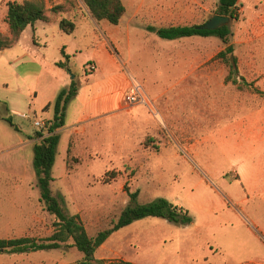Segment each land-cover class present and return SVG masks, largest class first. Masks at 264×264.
Segmentation results:
<instances>
[{
	"label": "rangeland",
	"instance_id": "rangeland-1",
	"mask_svg": "<svg viewBox=\"0 0 264 264\" xmlns=\"http://www.w3.org/2000/svg\"><path fill=\"white\" fill-rule=\"evenodd\" d=\"M9 1L24 0H0V32L3 34L7 33L4 18ZM45 1L48 9L62 5V16L75 19L74 33L63 37L76 52L73 63L85 84L93 77V73L86 71L93 50L87 46V29L91 31L92 27L90 22L81 19L88 14L87 9L80 0ZM121 1L125 14L120 29L129 27L133 31L130 37L133 61H137L139 68H148L136 74L144 75L150 86L155 98L149 99L154 109L140 107L141 128L132 136L131 106H127L121 110L117 121L120 124L119 130L116 129L119 151L72 154L80 161L70 160L67 166L70 125L80 112V100L74 98L65 112L66 128L59 134L51 171L52 194L61 196L69 216H80L90 237L109 228L130 204L124 187H128L130 193L138 192L132 206L147 205L163 198L180 205L192 217V223L179 234L178 230L160 233L150 229L148 225L157 223V218L135 221L133 226L112 234L96 251L97 259L124 258L135 264H202L203 260L195 257L203 254L200 247L205 246L216 253L208 257L206 264H259L264 260V0H240L238 20L228 24L231 35L227 44L217 37L160 42L147 30L149 27L204 25L217 15L218 0ZM178 1L184 9L183 16L175 18L168 14L165 23L154 21L151 12L169 9ZM48 15L58 19L61 14ZM128 22L131 23L128 25ZM37 27L40 36H34L28 26L17 45L0 53V102L5 97L16 96L9 93L3 82L14 85L13 79L18 77L11 76L14 69L9 64L18 66L16 59L23 52L36 55L46 76L54 69L52 60L57 56L55 47L60 44L59 38L42 36L41 29H48L47 25L39 23ZM138 42L139 48L136 47ZM228 46L234 50L237 74L225 83L230 70L215 56ZM108 50L116 57L120 73L128 80V87L121 95L124 102L125 97L135 91L136 81L143 86L144 82L122 66L127 50L119 48L116 52L111 47ZM100 66L96 73L102 76L104 65ZM234 79L236 85L232 84ZM36 89L37 98L31 92V98H20L22 104H31L37 119H50L53 111L41 109L49 95L43 85ZM90 89L87 86L84 97ZM0 112H4L1 103ZM19 119L15 118L17 124L21 122L23 133L20 135L27 138L36 128ZM1 126L13 137L9 139L0 129V239L45 240L53 232L54 217L39 201L32 147L7 151L9 144H17L16 134L4 123ZM111 171L116 172L117 177L108 185L102 184L104 174ZM70 244L69 241L66 245ZM81 259L82 254L75 248L62 246L51 251L2 254L0 264H75Z\"/></svg>",
	"mask_w": 264,
	"mask_h": 264
},
{
	"label": "trees",
	"instance_id": "trees-1",
	"mask_svg": "<svg viewBox=\"0 0 264 264\" xmlns=\"http://www.w3.org/2000/svg\"><path fill=\"white\" fill-rule=\"evenodd\" d=\"M87 9L88 15L95 21H105L112 26L119 24L125 14V7L121 0H80ZM240 0H218L217 15L229 17L231 20H238ZM60 15L58 18L59 29L67 35H71L75 30V23L62 16L64 7L56 5L50 9L45 0H24L22 2L9 1L6 3V14L4 23L7 26V33L0 32V52L15 46L28 26L34 27L38 22L49 23L51 19L48 14ZM202 25L192 26H170L167 28L149 27L150 32L162 40H177L190 37H217L224 44H227L231 31L228 26L220 27L214 31L202 30ZM232 46L216 55L230 70L226 82H230L233 75L237 74V61L233 55ZM64 62H57L56 66L70 72V57L66 56L61 50ZM72 73V72H71ZM73 74V73H72ZM237 81H232L236 85ZM80 84L73 79L67 88L59 91L55 100L47 105L44 110L49 108L53 111L52 119L47 121L45 132H35L32 166L36 178V186L39 189V201L43 204L46 212L54 217L53 232L45 240H36L28 237L14 239H0V255L2 254H25L40 251L58 250L65 247L75 248L82 254V259L75 264H131L123 260L105 261L95 257L96 251L107 241L115 232L131 225L133 222L146 218H157L168 221L176 225L187 226L192 223V217L188 211L182 207L173 205L166 199L156 201L142 206H132L138 196V192L130 193L128 187L124 190L130 198V204L126 206L115 222L110 227L98 232L94 237H90L80 219L79 215L69 216L61 196H54L50 189L53 181L51 171L55 162L57 147L59 143L58 130L65 125V112L68 104L76 97ZM15 131L18 128L13 124L11 117L3 119ZM45 134V135H44ZM150 140V139H149ZM71 143L67 150L66 163L68 161L78 163V158L71 156ZM117 177L114 171L106 172L101 179L102 184L108 185ZM70 245H66L68 242Z\"/></svg>",
	"mask_w": 264,
	"mask_h": 264
},
{
	"label": "crops",
	"instance_id": "crops-1",
	"mask_svg": "<svg viewBox=\"0 0 264 264\" xmlns=\"http://www.w3.org/2000/svg\"><path fill=\"white\" fill-rule=\"evenodd\" d=\"M180 2L181 1L176 2V6L170 7L169 9H160L155 11V13L151 12L152 18L157 23L158 22L165 23L168 14H170V16L175 18H177V16H183L184 9L182 6H179ZM162 12H164L165 14L162 15V17H159V15L157 14H161ZM81 19L90 22L92 27L91 31L87 29V36L89 38L87 41V46L92 47L93 49L89 63L93 64L96 67L95 71L93 72L92 79L88 80L85 84H83L81 81L79 75V69H77L73 63L74 53L76 52L72 44L68 41V39H65L63 37L66 35L59 29L58 19H51L49 23L38 22L34 27H31L34 36H40L41 35V33H39L40 29L37 26L39 23H43L47 25L49 28L41 29L42 36L46 38L48 36H51L53 38L54 37L59 38L60 44L56 45L55 47L57 56H54V59L52 60V65L54 69L52 70V73L49 74V77L45 75L46 74L44 73L45 69L42 66V63L38 62L36 55L30 53L29 51L28 52L25 51L22 53L21 57H17L16 63L18 62V66L13 67L12 63L9 64L10 65L9 67L14 69V70L12 69L13 73H11V76L14 77V74H16V76L18 77V79H13V81L17 84L14 83L13 86H11L9 82H3V84L8 89L9 93L14 94L16 96L5 97L0 102L2 105V109L4 111V112H0V129L5 131L4 134L7 135L9 139L13 137L12 133L8 132L6 129H3L1 123H4L7 126V128H9V130L15 132L17 144L16 145L9 144L7 151H11L13 149H21L26 146H30L33 148L34 144L37 143V139L34 138V133L36 132V130L32 135H29L27 138L22 137L24 135L22 136L20 135V133H23L20 130L21 122L17 124L15 118L19 119L20 115L27 113L32 114L34 117H36V112H34V110L31 109L32 107L31 104L29 106H24L20 98L23 97L31 98V95L29 93L33 92L32 96L36 99L37 98L36 87L39 88L41 85H43V88L46 89V93L47 95H49V98L41 104V109L43 110V112L50 111L52 110L51 108L44 110L45 107L51 104L55 100L57 94L60 91L59 90L60 87L67 88L70 85L71 81L73 80L71 79L70 73L68 71L56 66L57 62H64V59L61 56V50H63L66 56L70 57V62H69L70 72L74 74V79H76L80 84L78 93L75 97L77 101L80 100L79 101L80 112L75 122L71 123L70 125L71 135L69 137V141L72 145L71 156L72 154L74 156H80L81 154L97 153L100 151L102 152L107 151L110 152L111 154H115L116 151H119L120 142L119 140L117 141L116 138L119 132H117L116 129L119 130L120 124H118L117 121H119V114L121 110L128 108L121 100V95L123 91L128 87V80L124 76V74L120 73L121 67L116 57L108 50V47H111V49H113L116 52L119 50V48H123L127 50L128 52L126 53V55L123 53V57L125 55L126 60H124L123 58V61L121 63L122 66L127 68L131 75L135 76L136 78H139L140 81L143 80L144 82V86H143L141 83L135 80L136 83L142 87L147 104L146 105L140 104L129 107L131 114L130 134H132V136L137 135L139 128H141L140 118L138 114L140 111V107L144 106L149 110L154 109L153 103L151 102L150 99L154 100L155 97L153 98V95L150 91V86H148L147 81L144 79V75L136 74L137 71H148V68L147 67L139 68L137 61L136 63H134L133 61L134 59L131 53V49L133 45H132V39L130 38L133 35L132 29H130L129 27H126L123 30L120 29V24L122 20L119 22L118 25L112 26L105 21L97 22L93 20L88 14L82 16ZM72 21L75 23L74 18H72ZM130 23L131 22H128L127 24L129 25ZM175 23H177V21H175ZM175 26H179V25H175ZM154 28L157 31L160 28H167V27H154ZM75 29H76V24H75ZM152 33L159 41L162 40L158 38L154 32ZM197 38L201 39L202 37L195 36V37L182 38V39H197ZM182 39H177L172 41L165 40V41L174 42ZM39 40L43 44L46 43L43 42L41 38ZM139 43L140 42L137 43L136 46L137 48L140 47ZM5 51L7 50H4L0 53L4 54ZM100 65H104L103 66L104 71L102 76L96 73L99 72L101 68ZM78 78L80 80H78ZM225 83H227L226 79H225ZM87 86H90L91 89L90 92L86 93V97H84V94L86 92L84 90H86ZM17 87L21 88L22 90L16 92L15 89H17ZM25 88H27L28 90H25ZM28 94L29 97L27 96ZM161 96H163V93L161 94ZM8 117H11L13 124L18 128V131H15L12 127L9 126V124H7L3 120L4 118H8ZM51 119L52 117L47 120L46 119L45 120L42 119V120L47 123V121ZM19 120L30 122V124L32 125V121L30 120H26L22 118H20ZM65 128H66V123L64 127L58 130V134H60V132ZM18 134L21 137L17 136ZM66 157H67V152H66ZM177 206L181 207L180 205ZM157 220H159L157 221V223H152L151 225L148 226L150 229L160 233L164 231L173 232L178 230V234H179L188 227V225L182 226V225L169 223L168 221L163 219H157ZM131 226H133V224L129 225L128 227ZM247 231L249 233H252L250 229H247ZM113 234H116V232ZM207 248L208 247L205 246L200 247V249H202L203 254L201 256H198L197 258L195 257L196 260H201V261L203 260L202 264L207 263V259L209 256L216 255V253H214L212 250H207ZM99 259H103V258L100 257ZM116 260H123L131 264H135V262L128 261L124 258H118ZM259 264H264V260H262V262H260Z\"/></svg>",
	"mask_w": 264,
	"mask_h": 264
},
{
	"label": "built area",
	"instance_id": "built-area-1",
	"mask_svg": "<svg viewBox=\"0 0 264 264\" xmlns=\"http://www.w3.org/2000/svg\"><path fill=\"white\" fill-rule=\"evenodd\" d=\"M95 69L96 67L93 64H88L86 71L88 73H93ZM124 104L126 106L147 104L143 89L139 84H137V86L135 87V91L132 94L125 97ZM20 118L32 121V125L36 128L37 132H43L46 129L47 123L43 120L37 119L32 114H22L20 115Z\"/></svg>",
	"mask_w": 264,
	"mask_h": 264
},
{
	"label": "water",
	"instance_id": "water-1",
	"mask_svg": "<svg viewBox=\"0 0 264 264\" xmlns=\"http://www.w3.org/2000/svg\"><path fill=\"white\" fill-rule=\"evenodd\" d=\"M230 21L231 19L229 17L214 15L204 25L200 26L199 28L202 30L214 31L220 27L228 26ZM69 73L71 74V72ZM71 79H74V76H72Z\"/></svg>",
	"mask_w": 264,
	"mask_h": 264
}]
</instances>
